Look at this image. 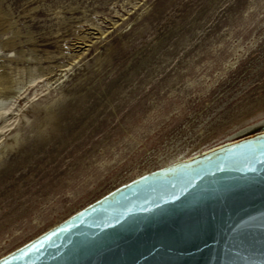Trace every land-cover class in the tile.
Returning <instances> with one entry per match:
<instances>
[{
	"label": "rangeland",
	"instance_id": "374dc122",
	"mask_svg": "<svg viewBox=\"0 0 264 264\" xmlns=\"http://www.w3.org/2000/svg\"><path fill=\"white\" fill-rule=\"evenodd\" d=\"M3 75L0 257L177 157L264 132V0H0Z\"/></svg>",
	"mask_w": 264,
	"mask_h": 264
},
{
	"label": "water",
	"instance_id": "95a60500",
	"mask_svg": "<svg viewBox=\"0 0 264 264\" xmlns=\"http://www.w3.org/2000/svg\"><path fill=\"white\" fill-rule=\"evenodd\" d=\"M0 264H264V132L113 188Z\"/></svg>",
	"mask_w": 264,
	"mask_h": 264
},
{
	"label": "bare ground",
	"instance_id": "6f19581e",
	"mask_svg": "<svg viewBox=\"0 0 264 264\" xmlns=\"http://www.w3.org/2000/svg\"><path fill=\"white\" fill-rule=\"evenodd\" d=\"M7 80L8 79H6V77L3 75V76H0V84L2 85H5L6 86V84H7ZM4 86V87H5ZM1 87V86H0ZM1 91V90H0ZM5 102V101H4ZM0 103H1V101H0ZM63 113V112H62ZM50 116V115H49ZM69 117V116H68ZM54 121V120H53ZM72 143V142H71ZM193 156V155H192ZM177 157V156H176ZM189 157H191V156H189ZM189 157H186V158H189ZM183 157H177L174 161H171L170 163H168L166 166H168V165H175L176 163H178V161H181V160H183L182 159ZM186 158H184V159H186ZM181 159V160H180ZM166 166H164V167H166ZM161 168H163V167H161ZM160 167H158V169H161ZM157 168H155V170H156ZM154 171V170H153ZM151 172V171H150ZM148 173V172H147ZM146 174V173H145ZM122 185V184H121ZM116 188V187H115ZM111 191V190H110ZM109 192V191H108ZM80 210V209H79ZM78 211V210H77ZM76 212V211H75ZM74 212V213H75ZM73 214V213H72ZM59 223V222H58ZM57 223V224H58ZM57 224H55V225H57ZM55 225H53V226H51L50 228H48L47 230H49V229H51L52 227H55ZM47 230H45V231H47ZM45 231H43V232H45ZM42 232V233H43ZM42 233H40L39 235H41ZM39 235H37V236H35L34 238H32V239H35V238H37V237H39ZM32 239H30V240H32ZM29 240V241H30ZM26 243H28V241L27 242H25L24 244H22V245H20L19 247H17V248H15L14 250H12V251H10L9 253H7V254H5L4 256H2V257H0V259L1 258H4L5 256H7L8 254H10L11 252H13V251H16V250H18L19 248H21L23 245H25Z\"/></svg>",
	"mask_w": 264,
	"mask_h": 264
}]
</instances>
